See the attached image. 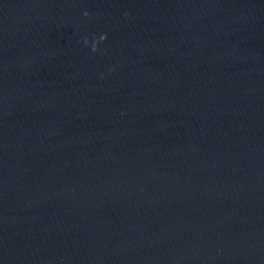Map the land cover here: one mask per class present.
<instances>
[{"label":"water","instance_id":"95a60500","mask_svg":"<svg viewBox=\"0 0 264 264\" xmlns=\"http://www.w3.org/2000/svg\"><path fill=\"white\" fill-rule=\"evenodd\" d=\"M0 264H264V0H0Z\"/></svg>","mask_w":264,"mask_h":264}]
</instances>
